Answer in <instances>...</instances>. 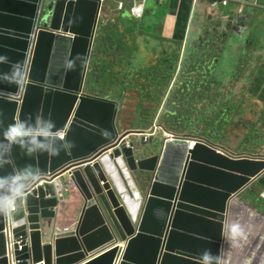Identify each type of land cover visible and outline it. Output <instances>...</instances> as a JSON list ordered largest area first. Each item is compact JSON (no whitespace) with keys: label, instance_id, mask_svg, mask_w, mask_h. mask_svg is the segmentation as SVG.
I'll list each match as a JSON object with an SVG mask.
<instances>
[{"label":"water","instance_id":"obj_1","mask_svg":"<svg viewBox=\"0 0 264 264\" xmlns=\"http://www.w3.org/2000/svg\"><path fill=\"white\" fill-rule=\"evenodd\" d=\"M196 1L178 13L183 41ZM108 2L55 0L25 72L41 0H0V204L37 186L0 213V264H264V209L243 198L264 149L122 131L121 103L88 93Z\"/></svg>","mask_w":264,"mask_h":264},{"label":"rangeland","instance_id":"obj_2","mask_svg":"<svg viewBox=\"0 0 264 264\" xmlns=\"http://www.w3.org/2000/svg\"><path fill=\"white\" fill-rule=\"evenodd\" d=\"M119 1L108 2L107 16L110 23L99 33L101 45L96 54L91 56V67L87 74V80L90 75H96L91 83L92 89L121 103L119 121L122 123L119 129H149L158 124L164 118L168 98L174 95L170 111L175 110V113L164 119L165 127L157 131V136L163 132H172L203 137L235 155L259 153L264 146L254 144L259 143L264 135V120H259L264 111V91L259 93L260 84L264 82V13H259L251 6L253 8L249 10L244 9V18L238 24V11L233 17L223 20L218 17L220 8L210 0H195L196 17L187 23L192 38L183 41V60L188 59V53L198 39L199 44H206L202 38L203 33L212 41L209 52L212 49L222 50L224 58V63H192L206 69L209 74L208 79L204 76L197 78L202 82V88L206 87L204 81L213 79L209 88L198 94L181 92L174 87L183 60L179 62L174 77H164L170 72L172 63H160L166 48L162 46V40L152 36L157 29L161 30L166 15L175 10V0H160L159 6L157 0H151L149 4L152 8L146 12L145 19H139V22L136 21L138 19H130L121 14L116 16L117 11H113V8L118 9ZM184 2L187 8L190 1ZM112 14L114 17H111ZM48 19L45 17L44 22ZM255 20L257 22L253 25ZM229 24L232 30L227 32L230 36L226 38L225 31ZM204 27L207 29L204 30ZM191 40L192 44L185 47V42ZM171 45L173 42L168 43L167 47ZM173 50L172 47L168 49L171 53ZM146 69L150 71L144 72ZM255 123L260 129L256 133L251 131ZM255 185L248 188L246 195L249 191L254 200L252 205L264 209V186Z\"/></svg>","mask_w":264,"mask_h":264},{"label":"trees","instance_id":"obj_3","mask_svg":"<svg viewBox=\"0 0 264 264\" xmlns=\"http://www.w3.org/2000/svg\"><path fill=\"white\" fill-rule=\"evenodd\" d=\"M108 15V14H107ZM108 16L105 17V19L103 20V24H100L99 26V30H98V34L95 40V44H94V49H93V56L96 54V50L99 49L101 43V37L99 36V33L101 32L102 28L107 26L110 22L108 21ZM134 19V18H133ZM221 34L218 33L216 35V38ZM227 36L229 37L230 34L226 33V38ZM204 40V43L206 44H199V42H196L195 44H193L190 52L188 53V59L187 60H183V53H184V48H183V40L179 41L180 39H166L163 38L162 40V46L165 49V53L162 54V59L160 60V63H172V65H170L169 70L170 72L166 73V78H171L174 77V75L176 74L177 70H178V64L179 62L183 63L180 67L181 70L178 71V75L175 78V88L180 90L181 92L183 91H188V92H195L198 93L201 92H205L209 86L211 85L213 79L211 80H206L203 82V84H205V88L201 87L202 82L198 81V77L199 76H204L206 79H208V72L206 71V69L201 68L199 65L197 64H192V63H224V58L222 56V50H214L212 49L209 52V44H212V41H210L209 38L205 36L202 37ZM216 38L214 39V42L216 41ZM227 40V39H226ZM173 42V45L168 46V43ZM174 48L173 52L171 53L170 51H168L169 48ZM180 50H181V54H180ZM245 50V48H243V51ZM171 53V54H170ZM170 54V55H169ZM93 60V57H92ZM241 61H239L238 63H240ZM248 63V62H245ZM91 67V66H90ZM149 69L144 70V72H149ZM96 75H90L88 77V93L92 94V95H97L99 97H104V98H109L111 99L109 96H107L104 93H97L94 89H92V84L94 77ZM91 84V85H90ZM165 86L167 85V80H165L164 82ZM161 92V91H160ZM173 98L174 95H172L171 97L168 98V102H167V108L164 111V118L163 120H160L159 123L157 120H155V122H157L161 127H165V120L164 119H168L172 114L175 113V110L170 111V109L173 106ZM259 120H264V111L261 117H259ZM146 127V126H143ZM147 130V129H146ZM254 133L260 131L259 128L256 127V123L253 126L252 130ZM172 133V132H171ZM175 135H181V134H177V133H173ZM186 137H192L189 135H185ZM263 139H261V141L259 143L254 144L255 146L257 144L262 145L261 147L264 146V135L262 136ZM202 139H204L202 137ZM223 148V147H222ZM224 149V148H223Z\"/></svg>","mask_w":264,"mask_h":264},{"label":"crops","instance_id":"obj_4","mask_svg":"<svg viewBox=\"0 0 264 264\" xmlns=\"http://www.w3.org/2000/svg\"><path fill=\"white\" fill-rule=\"evenodd\" d=\"M120 1H124L125 4H126V6H125V8L122 11H119L118 9H115V7H114L113 8V11H117L116 12V16H117V14H121L124 17L133 19V17L129 13V7L132 6V4H133V2L135 0H120ZM189 1H192V0H189ZM241 1L242 2L232 1L230 3V6L229 7H225V6H223L219 2L220 7L222 8V9L220 8V11L223 12V14H224L222 18H224V19L225 18H228V17L231 18V17H233V15L237 11L239 12V14H242L244 12V9L249 10L250 8H253L251 6H254L253 9H255L257 11H260L259 13H264V0H241ZM159 4H160V0H157V6H159ZM184 4H185L184 0H175V10L169 12L166 15V18L162 21V28H161V30H158L157 29L155 31V34L152 35L154 38H159L160 40L163 39V38H166V39H175V38H178L180 40L182 39V34L179 33L180 28H179V15H178V13H179V11H181L180 9H183V11H182V15H183V13H184V11L186 9V7L184 6ZM109 14H111V10H110V13ZM229 14H232V15H229ZM263 16H264V14H263ZM111 17H114V15L112 14ZM144 17H146V12L144 14ZM144 17L141 20L145 19ZM109 19L110 18H108V21L110 22ZM134 20H136V19H134ZM136 21L139 22L140 20H136ZM256 22H257V20L253 21L252 24L255 25ZM141 34H144V33H141ZM235 39L238 41V38L237 37ZM243 40L245 41L246 38L243 37ZM198 41H200V39H198L196 42H198ZM185 43L186 44H184V46L185 47H188L189 44H192V40L189 43H187V42H185ZM259 90H260L259 91L260 94L262 93V91H264V82H263L262 85H260ZM156 125H158V124H156ZM131 130L132 131H146L147 132V130L145 128H141V127H136L134 129H131ZM137 136H139V135H137ZM178 136L185 137V135H178ZM194 138H196V137H194ZM244 154H246V153H244ZM255 184H256L255 187H263L264 186V179H263V184L262 183H256V182H255ZM246 192H247V190L244 191L243 198L245 199V201L247 203H249V205H252V201H254V200L252 199V196L249 194V191H248V194L247 195H246Z\"/></svg>","mask_w":264,"mask_h":264},{"label":"built area","instance_id":"obj_5","mask_svg":"<svg viewBox=\"0 0 264 264\" xmlns=\"http://www.w3.org/2000/svg\"><path fill=\"white\" fill-rule=\"evenodd\" d=\"M54 1L55 0H41L40 8H39V11L37 14V19H36V26H35L33 33L31 34L30 43H29V47L27 50L25 72L28 71L29 66L31 64V61H32V58H33L37 34H38L39 30L41 29V27L44 26V18L49 17V19H50L51 12H48V11H49V8L53 5ZM220 1H221L222 5L227 6L229 4L230 0H220ZM145 3H146V0H135L133 2L132 6L129 8V13L134 19L139 20V19H142L144 17V14L146 11ZM125 6H126V4L124 1H119L117 3V8L119 11H122L125 8ZM23 86L21 87L19 95L16 97L19 101L21 100V98L23 96V92H24ZM0 94H2V93H0ZM2 95H5V94H2ZM5 96H7V95H5ZM155 125L156 124H154V126ZM157 127L159 128L158 130H160L161 127L156 125V128ZM164 133L168 139H179V138L183 137V136L175 135V134L170 133V132H164ZM64 134H65L64 132H60L59 136L62 139H64ZM149 137H150L149 133L144 134V140L145 141H148ZM34 183L35 182H32L28 187H26L22 191L18 192L13 197L9 198L5 203L0 204V213H3L5 218H8L10 216V212L14 211L16 209V199L18 197H20V196L26 197L28 195V193H30L34 188H37V186H35Z\"/></svg>","mask_w":264,"mask_h":264},{"label":"bare ground","instance_id":"obj_6","mask_svg":"<svg viewBox=\"0 0 264 264\" xmlns=\"http://www.w3.org/2000/svg\"><path fill=\"white\" fill-rule=\"evenodd\" d=\"M24 80H25V79H24ZM24 80H23V82H22V80H21V82H20V88H21L22 85H24Z\"/></svg>","mask_w":264,"mask_h":264},{"label":"flooded vegetation","instance_id":"obj_7","mask_svg":"<svg viewBox=\"0 0 264 264\" xmlns=\"http://www.w3.org/2000/svg\"><path fill=\"white\" fill-rule=\"evenodd\" d=\"M214 145H216V144H214ZM217 146V145H216Z\"/></svg>","mask_w":264,"mask_h":264},{"label":"clouds","instance_id":"obj_8","mask_svg":"<svg viewBox=\"0 0 264 264\" xmlns=\"http://www.w3.org/2000/svg\"><path fill=\"white\" fill-rule=\"evenodd\" d=\"M146 9V8H145Z\"/></svg>","mask_w":264,"mask_h":264}]
</instances>
